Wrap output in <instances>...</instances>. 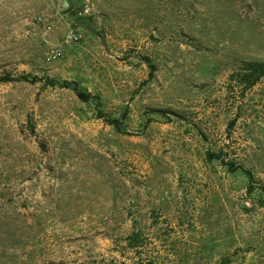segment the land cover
Here are the masks:
<instances>
[{"label": "rangeland", "instance_id": "obj_1", "mask_svg": "<svg viewBox=\"0 0 264 264\" xmlns=\"http://www.w3.org/2000/svg\"><path fill=\"white\" fill-rule=\"evenodd\" d=\"M248 60L264 0H0V264H264Z\"/></svg>", "mask_w": 264, "mask_h": 264}, {"label": "trees", "instance_id": "obj_2", "mask_svg": "<svg viewBox=\"0 0 264 264\" xmlns=\"http://www.w3.org/2000/svg\"><path fill=\"white\" fill-rule=\"evenodd\" d=\"M262 79H264V61H241V65L239 69L234 71L233 74H231V80L232 82L236 83L235 89L238 91L240 89L242 92L247 91L249 89H252L254 86H256ZM14 80H21V81H27V77H21L20 79H14L11 76H0V83H8ZM52 86H72V85H64V83H60L57 80L50 81ZM80 98H82L84 101L89 100V96L79 92L78 93ZM109 124L114 125V120L107 121ZM220 160L221 157L217 156ZM233 166V165H231ZM250 179L252 180V177L250 175ZM135 239V238H134ZM219 264H231L228 259L223 260Z\"/></svg>", "mask_w": 264, "mask_h": 264}, {"label": "built area", "instance_id": "obj_3", "mask_svg": "<svg viewBox=\"0 0 264 264\" xmlns=\"http://www.w3.org/2000/svg\"><path fill=\"white\" fill-rule=\"evenodd\" d=\"M79 40L78 35H76L74 32H70L67 35V41L69 42H75ZM63 53L61 49L59 48H50V50L47 53L46 60L48 62H54L62 57Z\"/></svg>", "mask_w": 264, "mask_h": 264}]
</instances>
